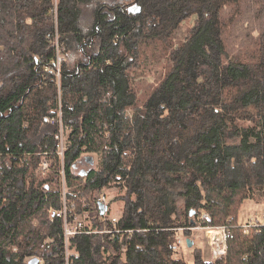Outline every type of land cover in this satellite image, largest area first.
Here are the masks:
<instances>
[{
  "label": "trees",
  "instance_id": "1",
  "mask_svg": "<svg viewBox=\"0 0 264 264\" xmlns=\"http://www.w3.org/2000/svg\"><path fill=\"white\" fill-rule=\"evenodd\" d=\"M147 57L165 67L141 98ZM59 103L62 159L44 123ZM83 155L96 165L82 176ZM109 190L118 236L102 233ZM246 200L264 206V0H0V264H63L49 211L64 204L94 232L69 240L73 264H187L177 237L196 225L231 237L193 264H264V226L237 221Z\"/></svg>",
  "mask_w": 264,
  "mask_h": 264
},
{
  "label": "built area",
  "instance_id": "2",
  "mask_svg": "<svg viewBox=\"0 0 264 264\" xmlns=\"http://www.w3.org/2000/svg\"><path fill=\"white\" fill-rule=\"evenodd\" d=\"M57 65L59 66L62 62L61 57L56 58ZM57 77L59 76V73L57 72L55 74ZM44 123L47 125L55 126L57 129V133L55 135L56 140V154L59 156V158H63L64 153L67 149V141H66V135L64 134V127H63V120H62V108L61 104L59 103L58 108L51 110L49 112V115L45 117ZM50 164L46 160L45 155H41V159L38 165V172L41 176H44L47 171L49 170ZM103 204L106 206V211L103 217H107L106 213L110 211L109 206V200L106 198L105 195H100L97 199V205ZM50 219L54 216L63 219V240H64V251L62 253L63 256V264H73L72 258H77L78 253L74 250L69 249V240L74 238L78 235H84V234H92L94 233L90 229L86 228L85 221L89 220L88 214L84 213L81 216L75 215L70 220L67 217V209L64 204L63 210L60 212H54L52 210L49 211ZM108 220L111 222L112 227L103 231V234H111L113 236L120 235L121 231L117 229L116 225L118 223L119 218H115L112 216H108ZM201 222L210 225L211 224V218L208 214L203 213L200 216ZM257 227V226H264V224L259 223H253L249 225L242 226L245 229L248 227ZM189 231H202L206 238L208 239V246L210 251V256L212 260H216L218 258H223L226 255V242L231 235L228 232L227 227H213V226H200L196 225L195 227L189 228ZM127 233H132V231H126ZM177 242L179 245L182 243H185V240H182L179 237H177Z\"/></svg>",
  "mask_w": 264,
  "mask_h": 264
},
{
  "label": "rangeland",
  "instance_id": "3",
  "mask_svg": "<svg viewBox=\"0 0 264 264\" xmlns=\"http://www.w3.org/2000/svg\"><path fill=\"white\" fill-rule=\"evenodd\" d=\"M194 20L195 18H192L183 23L182 28L180 30L181 31L180 35L186 34V32L193 26ZM254 36H256V34H254ZM250 56H251L250 53L245 52L243 54V60H250L251 59ZM146 62L149 63L145 64L141 68V72L143 73V76L137 77L136 81H134V83H137L139 85V90H137V93L138 96L141 98H144L143 96L144 92H149L151 87L156 86L158 84L157 79L159 77V74L162 72L163 67H165L164 60L158 59V57H155L153 60L147 57ZM76 165H77L75 169L76 174H80L83 176L92 167L93 169L95 168L96 157L94 156L89 162H85V159H83L82 162L78 161ZM114 192H118V190H109V192H104L101 195H105L108 200H111L114 197L113 195ZM121 211H122V203L115 202L110 205L109 215L115 218H119L121 215ZM263 219H264V206L257 205L252 200H246L245 202H243L237 214V221L238 224L241 226H245L253 223L262 224ZM89 224H90L89 220L85 221V225L88 226ZM191 232H192V241L194 245L191 248H187L184 243L181 244L182 255L184 260L187 262V264H193L194 262L193 251L196 249H200L202 251V256L204 260L211 261L212 258L210 256L208 239L206 238L204 233L202 231H191ZM180 238L184 240L182 236H180Z\"/></svg>",
  "mask_w": 264,
  "mask_h": 264
},
{
  "label": "water",
  "instance_id": "4",
  "mask_svg": "<svg viewBox=\"0 0 264 264\" xmlns=\"http://www.w3.org/2000/svg\"><path fill=\"white\" fill-rule=\"evenodd\" d=\"M98 209H99V214L100 216H104L105 214V211H106V206L103 205V204H98ZM191 215H193V211H191ZM185 243H186V247L187 248H191L193 246V241L189 240V239H186L185 240ZM39 259L37 258H32L29 262V264H39Z\"/></svg>",
  "mask_w": 264,
  "mask_h": 264
},
{
  "label": "crops",
  "instance_id": "5",
  "mask_svg": "<svg viewBox=\"0 0 264 264\" xmlns=\"http://www.w3.org/2000/svg\"><path fill=\"white\" fill-rule=\"evenodd\" d=\"M92 158H93V157H91V156L89 157V156H87V155H83V156L80 158L79 162H82L83 159H85V162H89ZM76 167H77V165L75 166V169H76ZM75 169H74V171H75ZM91 170H93V167H92L90 170H88V172L91 171ZM88 172H87V173H88ZM75 173H76V172H75Z\"/></svg>",
  "mask_w": 264,
  "mask_h": 264
}]
</instances>
